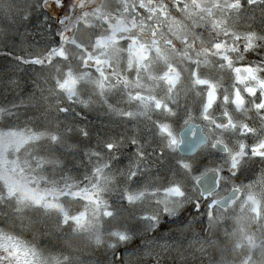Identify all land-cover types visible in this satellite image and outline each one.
Masks as SVG:
<instances>
[{"label":"trees","instance_id":"1","mask_svg":"<svg viewBox=\"0 0 264 264\" xmlns=\"http://www.w3.org/2000/svg\"><path fill=\"white\" fill-rule=\"evenodd\" d=\"M50 2L0 0V130L41 134L20 147L16 158L27 177L42 187L61 189L74 181L90 188L98 178L103 184L107 176L109 190L99 194L100 203L59 196L69 214L85 212L80 223H62L56 209L20 203L0 193V233L32 248L41 264H264V155L257 154L264 148H253L264 143V108L256 107L264 89L254 85L264 79V0H178L180 13L172 0H165L181 17L185 2L193 10L186 20L189 43L195 44V50L187 49L192 59L174 56V69L169 71L180 74L174 83L150 80L142 72L139 85L133 80L125 86L109 75L104 88L95 66L85 68L81 50L72 44L73 37L87 44L90 34L100 30L98 21L95 28L83 22L74 25L71 39L63 45L67 60L55 56L51 63L34 62L62 42ZM158 32L168 36L166 24ZM215 43L227 49L216 51ZM124 66L122 61L120 68ZM104 67L108 73L113 70ZM193 67L211 86L195 82ZM67 68L78 81L71 97L57 87ZM244 68L253 77L239 82L237 70ZM162 70L158 60L149 66L154 77ZM85 72L89 75L81 76ZM210 90L214 96L208 104ZM137 92L140 98L133 99ZM152 97L162 102L160 108ZM221 113L228 122L217 126L212 118ZM189 122L201 125L208 140L183 155L177 150L178 131ZM53 134L58 142L50 141ZM214 139L225 151L214 148ZM109 142L116 145L112 151L105 148ZM40 157L48 162L37 168ZM105 163L110 167L98 177L93 169ZM213 168L219 175L217 188L201 196L196 180ZM133 171L136 176L129 179ZM168 186H178L179 192H165ZM235 187L237 197L225 208L213 203ZM246 194L259 202L258 220L248 201L239 204ZM106 209L114 214L106 215ZM122 235L126 239H120Z\"/></svg>","mask_w":264,"mask_h":264},{"label":"snow or ice","instance_id":"2","mask_svg":"<svg viewBox=\"0 0 264 264\" xmlns=\"http://www.w3.org/2000/svg\"><path fill=\"white\" fill-rule=\"evenodd\" d=\"M93 5L90 9L88 8L85 0H78L76 7H79L82 11L76 16V19L72 21L73 24L79 25L83 22L85 26L96 27L94 21L99 22V31H95L90 34L89 42L87 44L79 42L73 37L72 44L81 50L80 62L87 68L89 67L88 62L94 61L95 72L98 74V83L101 88L106 85L104 81L108 79V76L117 77V83L123 82L125 86L132 83L133 80L137 85L142 83V72L147 74L149 79L163 80L168 83L172 81V76L169 75V69H174V65L171 60L174 56H185L188 59H192L189 56L187 49L192 48L195 50V44L189 43V34L191 33V27L186 20L193 16V10L188 3H184L183 11L184 16L176 13L181 12V6L178 0H172V7L176 9V13L170 11V5L165 3V0H118L117 4L107 3L106 0H89ZM196 3V0H192ZM251 2V0H250ZM58 5H63V0H56ZM69 7H72L71 5ZM200 6L197 4V8ZM85 17H92V20L85 19ZM195 21H193V24ZM166 24L168 29V36H163L158 32V29ZM61 44L54 46L49 50L47 55L51 58L59 56L63 60H67L68 53L65 51L63 43L67 40L63 33H60ZM179 42L183 48L178 49L177 43ZM163 45V46H162ZM213 48L219 49L221 45L215 43L212 45ZM96 52L93 55V52ZM208 51V49H204ZM103 57V59L101 58ZM227 60V57H225ZM160 61L163 65V70L159 73V76H153L149 71V66L154 61ZM124 61V68H120L121 62ZM35 63H42V61L36 59ZM194 64H198V61H193ZM105 65L112 68V72L108 73L105 70ZM130 74L132 79H130ZM89 75V73H81V76ZM179 72H176V76L179 77ZM191 75L195 78L197 84H209L211 81L201 79L199 76L198 69L193 67ZM77 77L71 70V68L65 69L62 79L57 80V87L62 90H67L69 97L74 94V86L77 83ZM213 90H214V86ZM238 91V90H237ZM250 92H255L254 89H249ZM132 96L131 93H129ZM141 93L137 92L133 99L140 98ZM151 99L155 100V106L161 107L162 102L156 100L155 97ZM227 100V97H225ZM163 107L168 109L170 105L163 104ZM257 108H264V95L261 96L259 103L256 105ZM60 111L66 112L67 108H61ZM130 115V113H125ZM163 128V125H160ZM87 135L86 132L83 133ZM39 132H32L30 135H25L23 132H18L13 129L0 130V193L5 194V198L12 199L15 197L17 202L29 201L34 206H42L45 209H56L62 214V223H67L69 219L79 223L80 218L85 215L83 210L78 211L74 214L66 212L59 202L54 200H48L47 196L60 195V196H82L86 200H91L95 203H100L99 194L107 191L108 180L110 177L103 176L104 183L100 182V178L97 179L95 184H91L90 188L79 187L76 182L66 183L63 190L56 187L39 189L38 187L33 188L30 186L31 181L27 178L28 174L25 173L24 167L21 166L19 158L9 160L7 158V152L9 148H15L17 151L21 145L27 140H38L40 138ZM18 137L19 140L9 139V137ZM59 137L55 134L51 135L50 141L52 143L58 142ZM132 143H136L134 140ZM116 145L109 142L105 144V148L112 151ZM264 148V143L260 145H253V148ZM259 155H264V152H258ZM139 155L142 157L144 154L140 152ZM47 163L48 161L44 157H40L37 160L36 167L42 166L41 162ZM56 164L62 163L59 160L53 161ZM24 165L31 167L28 161H24ZM110 167V163H105L99 167H94L93 171L97 173L98 177L102 176V173L106 168ZM235 174V173H233ZM136 176V172H131L129 179ZM36 179V177H32ZM175 188L179 192L178 186H168L164 189L165 192ZM20 193L19 196L16 194ZM208 195V193H202ZM129 202H132L133 198L125 195L124 197ZM251 199V197H249ZM215 203V201H213ZM197 209L199 208V202L197 201L194 205ZM259 213V208L253 209ZM169 214H172V210L165 209ZM105 214L108 216L113 215V211L106 209ZM208 216L211 218L212 213L209 212ZM153 221L157 218L152 217ZM120 239H126V236H121ZM13 251H9V248ZM20 248L19 243L14 239L12 235H6L0 233V250L7 253V256H0V264H4L8 257H13L15 264H36L35 252L33 251V260H20L16 259L14 254ZM27 255V250H25ZM9 264H13V260H9Z\"/></svg>","mask_w":264,"mask_h":264},{"label":"rangeland","instance_id":"3","mask_svg":"<svg viewBox=\"0 0 264 264\" xmlns=\"http://www.w3.org/2000/svg\"><path fill=\"white\" fill-rule=\"evenodd\" d=\"M85 3L87 4L88 8L90 9L93 5L89 2V0H85ZM78 4V0H63V5H58L56 3V0H53V2H50L49 3V8L51 9V12L54 13V16H55V19L57 20V30L59 32V37H60V40H61V36H60V33H63L64 36L67 38L66 41H69L71 39V36H72V32H73V27L75 24L72 23V21H74L76 19V16L78 14L81 13V9L79 7H76V5ZM72 6V7H69V6ZM85 19H88V20H92V17H85ZM62 41V40H61ZM65 41V42H66ZM65 42L63 43V45L65 44ZM221 45V47L219 49L217 48H214L216 51H225L227 49V47L221 43H219ZM49 52V51H48ZM50 57L46 54L44 55L43 58L39 59L40 61L41 60H49ZM94 65V61H90V65ZM169 75L172 76V81L171 82H175L176 81V73L173 72V71H169ZM237 76H238V79H239V82H245V80H249L250 78L253 77V75H251V72H250V69L248 68H244V69H239L237 70ZM256 87H260L262 90L264 89V79L263 80H258L256 81V83L254 84ZM246 87V90L249 91V89H254V87H248L247 85L245 86ZM250 92V91H249ZM213 91L210 90L209 91V95H208V104H210V102L213 100ZM236 101H239L240 100V96H239V93L236 92L235 93V97ZM219 126V125H217ZM212 129H215L213 127H211ZM4 130H8V129H4ZM15 131H18V132H23L21 130H16ZM25 135H30L28 134L27 132H23ZM9 139H14V140H19L18 137H12L10 136ZM28 141V140H27ZM25 141L21 147L27 142ZM16 149L15 148H9L8 149V152H7V158L9 160H13V159H16ZM30 181H31V184L30 186L33 187V188H36L38 187L39 189H47V188H52V186L50 187H42L40 184L36 183L35 181L31 180L29 177H27ZM79 187L81 188H85L86 186H84L83 184H77ZM64 188V187H63ZM63 188H61V190H63ZM59 189V188H58ZM17 196L20 195V193H17L16 194ZM60 195H56V196H52V195H49L47 196V199L48 200H54L56 202H58V198H59ZM79 197H82V196H79ZM249 197H251V199H249ZM83 198V197H82ZM27 201V200H26ZM249 202L250 203V206L252 208V212H253V215L252 217H254V219L258 220V216H259V213H257L256 211H254L253 209L258 207L259 208V212H260V205H259V202H257L251 195H244V198L239 200V204L241 203H244V202ZM29 202V201H27ZM231 203V202H230ZM85 216V215H84ZM83 217L80 218V222L83 221ZM79 222V223H80ZM19 243V242H18ZM20 245V248L18 251L15 252L14 256L16 259H20L21 261L24 260V259H28V260H33V249L27 247L25 244H23L22 242L19 243ZM9 251H13V249L10 247L8 249ZM25 250H27V255H25ZM0 256H7V253L4 252L3 250H0ZM9 260H13V264H15L14 262V258L13 257H8L4 264H9ZM35 260H36V264H41L40 263V260H38L37 256L35 255Z\"/></svg>","mask_w":264,"mask_h":264},{"label":"water","instance_id":"4","mask_svg":"<svg viewBox=\"0 0 264 264\" xmlns=\"http://www.w3.org/2000/svg\"><path fill=\"white\" fill-rule=\"evenodd\" d=\"M250 1V0H249ZM256 1V0H251ZM90 65V61L88 62ZM217 124H226L228 122L227 116L224 113L216 114L213 118ZM179 142L177 145V150L183 155H190L194 153L198 148H200L203 144L207 142V137L204 132L201 131V125L196 124L194 122H189L184 127H182L178 131ZM214 148L219 151H225V145L218 140L212 141ZM218 171L213 168L203 172L196 180V185L199 187L200 195L203 196L202 193H213L217 188V179H218ZM238 189L235 187L220 198L215 200V203L221 207L225 208L229 204L230 201L236 198ZM262 228H264V211L262 215Z\"/></svg>","mask_w":264,"mask_h":264}]
</instances>
